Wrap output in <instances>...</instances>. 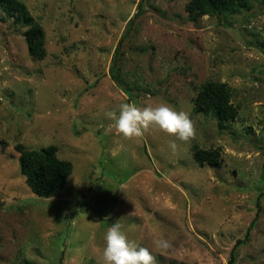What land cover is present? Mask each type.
Segmentation results:
<instances>
[{"label":"rangeland","instance_id":"obj_1","mask_svg":"<svg viewBox=\"0 0 264 264\" xmlns=\"http://www.w3.org/2000/svg\"><path fill=\"white\" fill-rule=\"evenodd\" d=\"M21 1L45 53L0 9V264H101L117 220L157 264H264V0L203 15L188 0ZM206 81L228 86L233 120L193 112ZM129 100L189 112L195 138L176 154L158 131L122 140L105 113ZM18 143L72 163L56 195L31 192ZM192 146L218 149L219 165Z\"/></svg>","mask_w":264,"mask_h":264},{"label":"trees","instance_id":"obj_2","mask_svg":"<svg viewBox=\"0 0 264 264\" xmlns=\"http://www.w3.org/2000/svg\"><path fill=\"white\" fill-rule=\"evenodd\" d=\"M248 0H188L185 9L190 14H217L220 12H235L239 7H246ZM0 9L14 24L23 28L27 51L31 56L42 58L44 49V31L38 20L32 18L26 5L21 0H0ZM132 17L128 20V24ZM115 59V57H114ZM112 79L117 81L116 64L110 67ZM192 109L195 113L210 114L219 126L222 122L233 120L238 112L236 104L230 101V90L225 83L206 81L198 89L192 99ZM18 153V167L31 192L38 196L51 197L63 188L66 178L72 171V163L61 159L56 154V147L48 145L41 148H27L18 143L15 145ZM194 161L202 166L219 165L218 149H203L192 146Z\"/></svg>","mask_w":264,"mask_h":264},{"label":"clouds","instance_id":"obj_3","mask_svg":"<svg viewBox=\"0 0 264 264\" xmlns=\"http://www.w3.org/2000/svg\"><path fill=\"white\" fill-rule=\"evenodd\" d=\"M105 116L112 121L114 133L124 141L138 140L150 131L164 133L170 137L167 146L172 154L177 152V141L189 144L196 136V126L189 112L177 110L165 102L139 106L129 100L120 103L118 111H108ZM151 244L161 254L172 247V241L162 235L153 238ZM101 264H157V260L148 247L129 239L117 220L104 236Z\"/></svg>","mask_w":264,"mask_h":264}]
</instances>
